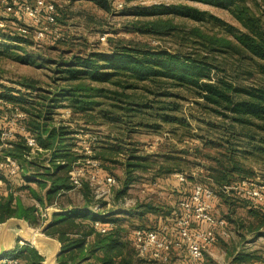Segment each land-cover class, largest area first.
<instances>
[{"label": "trees", "instance_id": "16d2710c", "mask_svg": "<svg viewBox=\"0 0 264 264\" xmlns=\"http://www.w3.org/2000/svg\"><path fill=\"white\" fill-rule=\"evenodd\" d=\"M96 1L105 8L111 7L109 0ZM193 1L224 4L228 0ZM262 1L264 2V0ZM147 9L148 11L140 9L138 13L151 15L166 13L170 10L165 6H154ZM231 11L248 30L234 33L237 42L213 35L207 36L208 39L205 41L209 43L212 50L230 55H240V65L244 66L243 73L249 76H256L259 72L264 74V25L261 17L251 6L242 8L238 3L231 8ZM177 12L197 20L205 19V11L195 6L180 4L177 7ZM58 16L57 10V22ZM14 17L21 25L28 27V32L22 33L18 27V35L12 36L13 34L5 32H2L1 35L8 40L31 42L29 36L32 35L35 38V26L25 22L26 17L23 15H14ZM210 17L214 22L220 21L217 16ZM158 23H160L159 27L169 25L166 21H162L155 22V26ZM219 25L221 24L219 23ZM49 38L51 41H61L65 39V36L61 39L51 36L46 40ZM35 40L44 41L45 39ZM9 48L8 46L7 49ZM221 71H224L225 74H221ZM62 72L64 73L62 84L58 85L56 91L48 99L44 98L45 95L24 94L19 90L16 93L13 88L0 84V99L15 103L24 109L28 113L26 119L28 128L37 135L43 147L52 150L51 162L55 166L54 169L51 170L41 164L45 172L40 176H44V179L38 182L45 188L44 198L47 202L43 197L38 196L41 205L57 203L58 208H67L60 202V199L72 189L69 168L79 156L72 151L73 144L70 142L71 138L66 136L69 135L65 130L66 126H51L55 116L53 109L58 108L59 103H63L62 107L71 108L73 117L78 116L84 122L92 123L95 121V110L100 109L106 112L104 108H100L103 102L99 99L108 97L119 101V105L112 104L111 114L119 112L121 109L125 110L122 118L110 117V119L129 124L131 120L127 119V113L136 115L140 109L147 111L152 107V104L149 101L141 104L134 102L133 105L136 106H132L131 102L129 103L131 106L120 104V102H124L122 98L131 99L133 94L111 90L103 86L104 83H113L125 90L138 88L141 82H152L160 88L168 86L191 90L199 99L198 103L202 106L203 111L208 117L215 119L208 120L206 125L208 133H213L216 136L205 139V143L220 149L217 155L211 156L215 164L206 166L204 178H200L203 175L202 169L197 172L192 170L188 174L186 169L181 168L178 163L180 158L172 156L170 152L162 154L161 160H158L160 164L157 171L155 170L156 176L167 178L176 172H184L187 176L186 181H193V185L202 182L213 187L218 193L219 201L221 199L222 202L229 204V198L240 197L246 201L248 216L237 220L238 228L264 236V200L256 201L234 188L229 190L226 188V186L240 184L243 180H255L256 176H262L264 180V83H244L238 76L231 74L229 69L224 68L215 55H210L209 52H204V54L185 51L173 52L163 48H154L143 42L125 41L124 39L115 44L110 52H92L87 55L74 56L64 66ZM23 84L29 87L33 86V84ZM164 93L168 94V92ZM111 94L113 96H110ZM1 105L0 103V114L2 112ZM167 109L178 111L179 106L177 104H159L157 110H159L160 118L168 123L184 122L179 116L168 114ZM141 117L143 118V116ZM192 117L194 118V116ZM144 123V120H141L139 125L144 126ZM184 124L189 125L187 121ZM1 130L0 128V133ZM130 135L131 130H128L126 134L113 138L114 141L98 138L94 148L95 158L99 159L102 162V167L113 175H115L114 165L118 164L116 159L119 156L123 157V161L121 160L119 164L124 167V178L121 185L118 179L119 186L115 188L119 189L118 192L114 189V198H112L115 203L117 193H120L119 198L123 197L130 184L139 179L138 171L152 165L148 157L137 156L133 153L134 151L130 150L132 144L127 141V139H131ZM67 138L68 142L64 143ZM126 143L128 144L125 145ZM9 153L19 159L26 171L23 161L27 162L32 155L22 137L16 141L15 147L11 148ZM5 178L7 176L0 173V180L6 181ZM159 178L155 182L159 181ZM6 187L11 189L9 184ZM79 189L84 196L86 207H73L71 211L63 214L54 212L52 221L45 228L46 234L56 237L63 245L58 264H174L171 257L168 261H161L151 256H141L132 236L135 228L128 233L129 230L125 228L126 226L124 227L123 222L131 214H139L142 218L147 211H153L160 215L158 220L161 217L165 222L167 218L180 214L179 202L188 195L187 193L182 194L173 209H168L166 213L159 205L150 203L146 208H142L145 206H138L136 203L132 207L134 211L128 208L125 216L119 217L112 212L102 214L103 222H112L114 225L107 232H100L94 225L98 214L95 215L93 208L99 202L95 199L93 188L88 181H84ZM219 201H216L215 208ZM106 205L108 204L105 201L101 203V207ZM11 217L24 218L37 227H42L45 222L37 213L36 205L24 206L12 190L4 193L0 198V226ZM223 217L227 220L225 216ZM158 220L154 227L137 226L136 228L158 229ZM228 224L227 221V226ZM239 233L244 235L242 231ZM177 251L186 253V260L180 264H189L190 259L186 249L177 248ZM5 255L22 259L27 264H43L45 261V257L31 243L22 245L19 251H9ZM261 257L264 255L259 256L256 252L239 251L233 254L232 261L235 264H242ZM201 264H212V261L204 256Z\"/></svg>", "mask_w": 264, "mask_h": 264}, {"label": "rangeland", "instance_id": "374dc122", "mask_svg": "<svg viewBox=\"0 0 264 264\" xmlns=\"http://www.w3.org/2000/svg\"><path fill=\"white\" fill-rule=\"evenodd\" d=\"M28 1L34 2L35 0ZM50 1L55 3L59 13L57 26L65 36V39L61 41H51L50 38L44 41H36L32 35L29 37L33 42H21L4 38L1 35L2 32L13 34L12 36L18 35V27L21 23L15 19L13 13L7 10V5L0 4V19H2L0 20V84L13 88L16 93L19 90L24 94L45 95L44 98L48 99L56 91L58 85L62 84L64 74L62 70L74 56L87 55L92 52H110L115 44L123 39L125 41L143 42L154 48H163L173 52L185 51L203 54L209 52L210 55H215V58L224 68L229 69L231 74L238 76L244 83H264L262 72H259L256 76L243 73L244 66L240 65V55H230L212 50L209 43L205 41L209 35L219 38L226 37L236 41L234 33L248 30L231 11L236 3L242 8L251 6L257 15L261 17L264 25V2L262 0H228L224 4L203 3L193 0H109L110 8L101 6L96 0ZM120 1L123 2V6L116 8V4ZM180 4L191 5L204 10L205 19L197 20L188 15L176 13ZM154 6H165L169 7L170 10L166 13L151 15L138 13L140 9L148 11L147 8ZM210 16H217L220 21L214 22ZM25 20V22L31 23L30 19L25 18ZM162 21H166L169 25L159 27L160 23H158L155 26V22ZM104 36L105 39H103ZM8 46L9 49H7ZM223 73L225 74L224 71H221V74ZM23 83L33 84V86L29 87ZM139 84L138 88L125 90L113 83H104L103 85L111 90L133 94L131 99L126 98L125 100L122 98L124 102H120V104L131 106L129 104L131 102L132 106H136L133 105L134 102H140L141 104L146 101L152 104V107L147 111L140 109L136 112V115L127 113V119L131 120L129 124L110 119V117L122 118L125 110L121 109L119 112L111 114L112 104L119 105V101L108 97L99 99L103 102L100 108H104L106 112L100 109L95 110V121L92 123H86L78 116H71L68 119L61 116L60 112L65 108L62 107L63 103H59L58 108L53 109L55 116L51 122V126H66L65 130L69 134L66 136L71 138L70 142L76 140L75 136L77 133H81L80 131L93 132L100 140L114 141L113 138L126 134V131L131 130L129 137L131 139H127L132 144L130 150L134 151L133 153L137 156L148 157L152 165L138 171L139 179L136 181V185L129 187L123 197L119 198L120 193H117L115 205H117L118 213L115 214L119 217L125 216L128 208L134 211L132 207L136 203H138V206H145L142 208H146L147 204L150 203L159 205L163 208L164 213L168 209L172 210L177 204L182 193L175 191L176 187L163 189L153 185L155 180L159 178L156 176V171L159 168L160 161L158 160H161L162 154L170 152L172 156L180 158L178 163L181 168L186 169L188 174L192 170L197 172L202 169L203 175L200 178H204L206 166L215 164L211 156L217 155L220 150L205 143V139L216 136L213 133H208L206 125L208 120L215 119L208 117L203 111L202 106L198 103L199 99L191 90L168 86L160 88L152 82H141ZM164 92H168V94ZM110 96H113V94ZM159 104H177L179 106L178 111L167 109L166 112L172 116H179L182 118L181 121L184 122L168 123L164 121L158 115L159 110H157V107ZM141 120H144V126L139 125ZM186 121L189 123L188 126L184 124ZM9 151L10 149L6 150L7 153ZM34 156L36 157L29 158L27 162L23 161V164L28 170L35 171L34 175L44 179V176L41 177L40 175L45 172V169L40 164L47 165V161L52 157V150L42 146V149ZM116 160L118 164L114 165L113 172L122 183L124 167L119 163L121 160L123 161V157L119 156ZM31 175L34 177L33 174ZM255 180L264 183L262 176H256ZM17 182H12L14 183L12 185L16 186L15 189L19 187ZM192 185L193 181L188 180L186 184L177 187H188L190 189ZM2 188L5 189V185L2 184ZM43 190H45L44 187ZM115 190L118 192L119 189ZM26 197L25 201L30 202L31 205L41 204L38 199L31 201L29 196ZM229 199L230 205L220 199L215 208V213L225 216L229 224L226 228L227 234L220 230L215 247L205 252V256L212 261V264H235L232 261V256L238 247H240L239 251L256 252L259 256L264 255V236L238 228L237 220L248 216L246 201L237 196ZM60 202L65 205H77V207L84 204L79 189L67 193L60 199ZM110 209L112 208L106 207L105 211ZM158 216L160 215L155 214L153 211H147L142 218L139 214H131L123 224L124 227L126 226L125 228H128L129 233L137 226L154 227L157 224ZM241 231L244 234L243 236L239 233ZM251 236L254 238L251 239L252 241L248 239ZM227 248L228 253H224ZM19 250L17 248L15 251ZM9 251H14V249ZM183 256L184 254L175 249L171 254L172 262L181 263L182 260H186ZM20 260L23 264H27L24 260ZM242 264H264V257Z\"/></svg>", "mask_w": 264, "mask_h": 264}, {"label": "built area", "instance_id": "2783aa9c", "mask_svg": "<svg viewBox=\"0 0 264 264\" xmlns=\"http://www.w3.org/2000/svg\"><path fill=\"white\" fill-rule=\"evenodd\" d=\"M0 3L7 5V10L14 15H23L30 19L31 24L35 26V39L44 40L51 36L57 39L64 38L61 29L57 26V8L53 1L0 0ZM122 6L123 2L117 3V8ZM19 30L22 33H27L28 27L21 25ZM0 103L2 104L0 114V128L2 129L0 133V173L9 177H17L20 181L26 171H24L19 159L7 153L6 150L14 148L16 141L21 137L32 156L40 151L42 146L37 135L28 128L26 121L28 113L15 103L3 99H0ZM60 114L68 119L72 116V110L70 107H65ZM80 132L76 134V140L72 142V151L79 155L69 168L72 189L80 188L84 181H88L93 188L95 199L99 202L96 208H99L103 201L109 205L114 189L119 186V180L115 175L107 173L102 167V162L94 156L98 136L89 131ZM46 166L51 170L55 167L51 159L47 161ZM174 175L181 182L187 180L184 172H176ZM25 176L31 177V174L27 173ZM226 188L228 190L234 188L256 199V201L264 200V184L256 180H243L240 184L226 186ZM217 199L218 193L213 187L202 182L195 183L190 194L179 202L180 214L173 218L175 220L174 231L176 232L174 235L176 236L171 235L169 237L166 235L168 232L162 231V229L135 228L133 230L132 236L139 254L168 261L173 249L185 248L189 255V264H201L205 252L218 242L219 231L227 234V220L215 213ZM36 206L37 213L43 221L48 219L50 208H58L57 203L46 206L36 204ZM101 216L98 214L94 220V225L100 232H107L114 224L103 222ZM24 244L26 243L21 240V245ZM0 264L23 263L17 257L4 255L0 258Z\"/></svg>", "mask_w": 264, "mask_h": 264}, {"label": "crops", "instance_id": "0c3cea01", "mask_svg": "<svg viewBox=\"0 0 264 264\" xmlns=\"http://www.w3.org/2000/svg\"><path fill=\"white\" fill-rule=\"evenodd\" d=\"M68 140H69L68 138H67V140L65 139L64 143H67ZM32 157L35 158L36 156H32ZM32 157H30V158H32ZM25 170H26V172H28L30 174H33V175L35 174V171H32L30 169L28 170L27 168ZM106 172L109 173L108 171H106ZM122 173H124V172L122 171ZM25 175H23V177H22V179L20 181H18L19 179L17 177L15 178V177H9V176H7V178H5L6 181H4V180L2 181V179H1L0 180V198H1V196L4 193H7V192L12 190L14 192V195L16 196V198L19 199L24 206H32L30 202L28 203V201L27 202L25 201V198H27L26 196H29L31 201L37 200L38 196H40V197H43V199L46 202V199L44 198L45 197V190H43V187L38 182L39 180H41L38 177V175H34V177H32V175H31V177H27ZM13 181H18L17 183L19 185V187H18L19 190L15 189L16 186L12 185V184H14V183H12ZM186 183H187V181L186 182H181L175 177L174 174H172L171 177H167V178H164V177L162 178L161 177V178H159V181L154 182L153 185H155L157 187H161L163 189H170L171 187H176V190L174 188H173V190H175L177 192H180L183 195L186 194V193L189 195L190 191L192 190L193 185L190 187V189L188 187H183V188L182 187L181 188L177 187L179 185H184ZM2 184L5 185V189L2 188ZM7 184L11 185V189L6 187ZM120 185H121V182H120ZM135 185H136V182L131 183L130 187H133ZM77 189H79V188H77ZM74 190L75 189H71L67 193H70L71 191H74ZM27 191L29 192V194H28ZM81 195H82L84 204L82 206H80V205L79 206L82 208V207H86V206H85V199H84V196H83L82 192H81ZM62 198H63V196H62ZM216 201L218 202L219 199L216 200ZM36 202H38V201H36ZM114 205H115V200L112 199L111 204L103 206V207L100 206L99 208H96V205H95L93 210L95 211V215H97V214H101L102 215V214H106L108 212H112V213H116L117 212L118 213V211L116 209L117 205H115V206ZM65 206H67V208H63V209L62 208H57L58 210H60L59 211L60 213L63 214V213L69 212V211L72 210L73 207H77V205L73 206L72 204H66ZM91 206H93V205H91ZM106 207H111L112 209H110L108 211H105ZM176 216H171V217L167 218V220L165 222L160 217L159 220H158V229H162V231L166 230V232H168V233H166V235L169 236V237L171 235L172 236H176V235H174L176 232L174 231L175 220L173 219ZM24 220H25V223L27 225L28 232H31L33 235H36V234L40 235V237L38 239H36V240H35V238H33V240L31 241V244H32V246L37 248L39 250V252L45 257V261H44L43 264H58V258H59V254L61 252L58 254L57 251L59 250V248L62 251V246H63L62 243L56 237H52V236L46 234L45 230H44V232H41L40 229H39L40 227L35 226L29 220H26V219H24ZM20 232H21V226L17 222L11 223L10 226L8 227L7 232H6V244H7L8 248L10 250H12V249L17 250V248L20 249L22 247V245H21V240L22 239L20 237ZM258 237H261V236H258ZM248 239L249 240H251V239L253 240L254 238H252V236H251ZM214 245L211 246L209 250L214 248L215 247ZM239 249H240V247H238L237 251L234 254H236L239 251ZM179 253L184 254L183 257H184V259H186V253L184 251H179ZM224 253H228V248L224 250ZM232 260H233V256H232ZM182 261H181V263H182ZM174 264H177V262H174Z\"/></svg>", "mask_w": 264, "mask_h": 264}, {"label": "water", "instance_id": "95a60500", "mask_svg": "<svg viewBox=\"0 0 264 264\" xmlns=\"http://www.w3.org/2000/svg\"><path fill=\"white\" fill-rule=\"evenodd\" d=\"M59 211L60 210H58L57 208H50L48 210L49 217L44 222L43 226L40 227L41 232H44L45 228L52 221L53 213L59 212ZM13 222H17L20 224V226H21L20 237H21L22 241H24L25 243H31L33 238H35V240H36L40 237V235H37V234L33 235L31 232H28L27 225H26L25 220L23 218L11 217V218L7 219L0 226V258H2L10 250L6 244V232H7L8 227L10 226V224ZM60 252H61V249L59 248L57 253L59 254Z\"/></svg>", "mask_w": 264, "mask_h": 264}]
</instances>
